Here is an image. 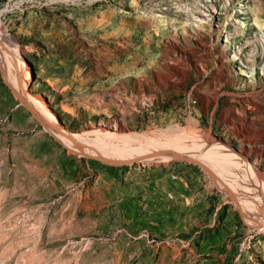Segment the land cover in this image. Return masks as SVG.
I'll return each instance as SVG.
<instances>
[{"label":"rangeland","instance_id":"374dc122","mask_svg":"<svg viewBox=\"0 0 264 264\" xmlns=\"http://www.w3.org/2000/svg\"><path fill=\"white\" fill-rule=\"evenodd\" d=\"M263 216L264 0H0V264H264Z\"/></svg>","mask_w":264,"mask_h":264},{"label":"bare ground","instance_id":"6f19581e","mask_svg":"<svg viewBox=\"0 0 264 264\" xmlns=\"http://www.w3.org/2000/svg\"><path fill=\"white\" fill-rule=\"evenodd\" d=\"M19 68H20L21 74L23 75L24 79L25 80H30L31 77H32V74L29 71L28 67L25 64L24 65L21 64V66ZM20 86L24 87L22 84H20ZM19 93H20V90H19ZM24 98L27 100V102L32 107L37 108L39 110L41 109V104L39 102L40 101L39 99H36V98H34L32 96H29V95L25 96ZM40 111H42V110H40ZM48 122L52 124L51 126H53V128H51V129L54 130V133L57 136H59V137H61L63 139H67L68 141L71 142V144L74 143L76 149L79 150V151L87 152V150H90V147H93V146L96 147V148L102 149V150H106V151L107 150H111V149H117V150L121 149V145L120 144L119 145H114L113 143H111L112 140L114 138H116V136L118 135V133L116 134V132L112 133V132L104 130V129H97V130L94 131L92 129V131H88V132H85V133H82V134H73V133L71 134L69 132H66V131H63V130L59 129V127L56 128V124L52 120H48ZM74 144H73V146H74ZM134 152L135 151H133V153H127V154H122V153L109 154V155H107V154H105V155L102 154L101 155L100 154V156H97V157H99L101 159H112V160H117V161H131L130 160L131 158L128 159V160L127 159L126 160H119V159L120 158H124L126 156L130 157V155H133ZM137 153H140V152H137ZM185 156L192 157L189 154H186ZM199 156H200V158H198V159H202L203 160V157H205L206 154L205 153H200ZM135 158L136 159H139V158L140 159H144V158L146 159V156L138 155V156H135ZM164 158H168V156H162V159H164ZM213 164H215L216 166L213 165ZM213 164H212V166L214 167V169H217V164L215 162ZM212 166L210 165V167H212ZM222 166H223V164H222ZM263 219H264V216H263Z\"/></svg>","mask_w":264,"mask_h":264},{"label":"water","instance_id":"95a60500","mask_svg":"<svg viewBox=\"0 0 264 264\" xmlns=\"http://www.w3.org/2000/svg\"><path fill=\"white\" fill-rule=\"evenodd\" d=\"M12 89V91L13 92H15L14 91V89L13 88H11ZM16 93V92H15ZM16 95H17V97H18V99L35 115V116H37V117H41L36 111H34V109L33 108H31V106H30V104L24 99V98H22L19 94H17L16 93ZM116 163V162H115ZM117 163H128L127 161H122V162H117ZM198 163H200V162H198ZM200 164H202V163H200ZM203 165V164H202Z\"/></svg>","mask_w":264,"mask_h":264}]
</instances>
